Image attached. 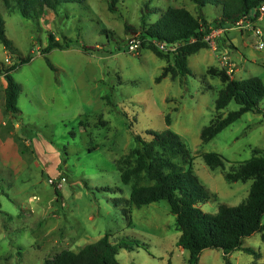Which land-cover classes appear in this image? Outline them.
<instances>
[{"label": "rangeland", "instance_id": "374dc122", "mask_svg": "<svg viewBox=\"0 0 264 264\" xmlns=\"http://www.w3.org/2000/svg\"><path fill=\"white\" fill-rule=\"evenodd\" d=\"M108 4H64L36 21L9 13L0 1L5 36L14 49L0 44V68L30 58L12 72L21 88L16 119L4 113L0 101V122L5 123L0 125L5 144L0 153V264H46L62 251L76 253L105 235L113 244H129L118 251L119 264H188L166 201L129 206L128 218L123 204L115 206L131 192L120 181L118 161L136 146L135 136L150 140L147 132L170 130L184 143L193 173L213 195L198 205L202 212L215 214L221 204L234 207L246 199L250 181L230 183L223 174L249 160L253 149L264 154V100L260 113L243 114L208 143H201L200 134L218 114L214 105L224 84L209 70H225L220 56L235 67L231 79L256 77L264 85V18L255 22L261 39L249 40L251 33L243 29H222L214 39L215 51L209 47L188 56L189 75H167L157 82L171 61L142 47L129 52L136 34L126 33L125 25L138 30L145 5L163 11L183 7L210 23L220 11L189 0H118L115 13ZM149 18L153 23L159 16ZM49 34L68 42V48L44 54ZM1 84L0 76V99ZM237 109L231 101L219 114ZM211 152L225 159L224 171L205 165L202 156ZM146 184L142 175L139 185ZM241 247L227 255L229 262L264 264L259 233L245 238ZM197 264H224V255L206 249Z\"/></svg>", "mask_w": 264, "mask_h": 264}, {"label": "trees", "instance_id": "16d2710c", "mask_svg": "<svg viewBox=\"0 0 264 264\" xmlns=\"http://www.w3.org/2000/svg\"><path fill=\"white\" fill-rule=\"evenodd\" d=\"M9 13H18L27 20L39 19L46 11H55L64 4L79 3L85 0H0ZM197 7L207 5L218 9L219 15L210 23L199 14L194 16L183 7L168 6L164 11L145 5L141 10L140 27L135 30L125 25V32H134L132 40L140 41V48L150 50L156 57L170 60L171 64L163 68L160 81L167 75L172 78L189 75L187 58L202 49H208L205 41L215 29H231L236 22L249 18L264 0H189ZM118 0H109L108 10L116 12ZM158 15L157 21L151 23L149 17ZM255 23L256 17L250 19ZM225 31V32H226ZM49 43L43 49L48 53L52 49L68 48V42L61 44L53 35L48 36ZM157 43L165 45V50H159ZM0 44L11 52L14 51L11 42L5 36L4 21L0 16ZM172 47L171 50L168 48ZM86 51L85 47H82ZM30 58L18 59L10 66L0 68V76L5 81L3 91V111L13 118L20 113L17 107L20 85L13 79L12 72L18 66L26 64ZM49 67L52 66L49 64ZM53 69V68H52ZM209 74L218 76L224 87L215 100V111L218 113L200 134L202 144L208 143L217 134L236 122L248 112L260 113L259 103L264 100V85L259 78L243 80L231 79L226 71L209 70ZM233 101L238 109L226 116L219 114ZM169 124V118L166 117ZM151 138L148 141L135 136L136 146L118 161L120 181L131 186L128 199L115 200V206L124 205L123 212L128 218V207H142L151 203L166 201L170 213L175 217L176 229L179 232L177 245L189 253L188 264H197L199 255L206 249L220 250L224 255V264H232L227 255L239 250L245 238L255 233L260 234L264 242V154L257 149L252 150L249 160L224 171L225 159L216 153H205L202 159L209 170L221 169L223 177L230 183H246L250 186L246 199L237 206L224 204L218 206L215 214L201 211L198 205L212 199V194L200 183L192 171L189 153L179 136L170 130L161 133L147 132ZM186 166V168H185ZM142 175L147 184L139 185ZM61 179V178H60ZM51 184H53L51 180ZM60 188V187H59ZM109 191V188L107 189ZM59 197L58 190L54 189ZM129 244H113L109 235L96 242L83 246L78 252L62 251L46 264H119L116 256L121 249H129ZM243 251L257 254L250 248ZM263 264V263H253Z\"/></svg>", "mask_w": 264, "mask_h": 264}, {"label": "built area", "instance_id": "2783aa9c", "mask_svg": "<svg viewBox=\"0 0 264 264\" xmlns=\"http://www.w3.org/2000/svg\"><path fill=\"white\" fill-rule=\"evenodd\" d=\"M256 17V20H261L262 18H264V3H262L255 11H253V14L243 20H239L236 22L235 24V28L238 29H243L244 31L250 32L251 33V39H261V33L258 29L255 28V23L251 22V18ZM221 31H223L222 29H215L213 31H211V33L205 37V41L207 42L208 46L215 51V44H214V39L216 38V36L218 37V35L221 33ZM140 41L138 40H131L129 42V45L127 47V50L131 53L136 52L140 49ZM157 48L159 50H165V45L161 44V43H157L156 44ZM172 47H169L168 49L171 50ZM256 48L258 50H261L263 48V44L261 42H258L256 44ZM220 63L222 64V66L224 67L226 74L231 77V75L234 73L235 71V67L233 65V63L231 62V60L226 56V55H222L219 57ZM49 183H51V180H49ZM60 187V185H59Z\"/></svg>", "mask_w": 264, "mask_h": 264}, {"label": "crops", "instance_id": "0c3cea01", "mask_svg": "<svg viewBox=\"0 0 264 264\" xmlns=\"http://www.w3.org/2000/svg\"><path fill=\"white\" fill-rule=\"evenodd\" d=\"M248 38H249V40H251V37H248ZM4 88H5V85L4 84L3 85L1 84L2 98L0 99V101H1L2 104H3V91H4ZM0 123H1L0 125H4L5 124L3 121H1ZM15 127H17V126L15 125ZM3 141L4 140L0 138V153L4 151V145L5 144H3Z\"/></svg>", "mask_w": 264, "mask_h": 264}]
</instances>
